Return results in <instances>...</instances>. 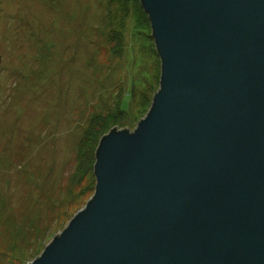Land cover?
<instances>
[{
    "label": "water",
    "instance_id": "1",
    "mask_svg": "<svg viewBox=\"0 0 264 264\" xmlns=\"http://www.w3.org/2000/svg\"><path fill=\"white\" fill-rule=\"evenodd\" d=\"M159 87L27 264H264V0H139Z\"/></svg>",
    "mask_w": 264,
    "mask_h": 264
},
{
    "label": "rangeland",
    "instance_id": "2",
    "mask_svg": "<svg viewBox=\"0 0 264 264\" xmlns=\"http://www.w3.org/2000/svg\"><path fill=\"white\" fill-rule=\"evenodd\" d=\"M140 7L0 0V264L31 262L84 207L92 129L148 111L160 60Z\"/></svg>",
    "mask_w": 264,
    "mask_h": 264
},
{
    "label": "trees",
    "instance_id": "3",
    "mask_svg": "<svg viewBox=\"0 0 264 264\" xmlns=\"http://www.w3.org/2000/svg\"><path fill=\"white\" fill-rule=\"evenodd\" d=\"M141 6V5H140ZM142 7H140V11L144 17V20L146 21V23L150 26L149 24V20L147 18V15L146 13L143 11V9H141ZM129 108V107H128ZM119 111L120 112H126L124 111V109H122L121 105H119ZM108 125L107 123H103V124H100L96 127H94L92 129V133H91V149H90V153H91V166L93 165L94 161H95V157H94V153H95V147L99 141V138L102 136V134L105 132V130L107 129Z\"/></svg>",
    "mask_w": 264,
    "mask_h": 264
}]
</instances>
